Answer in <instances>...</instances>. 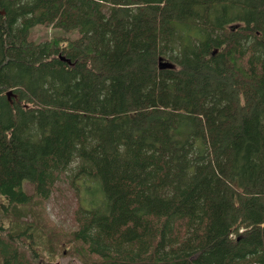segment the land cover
Returning a JSON list of instances; mask_svg holds the SVG:
<instances>
[{"label": "trees", "instance_id": "obj_1", "mask_svg": "<svg viewBox=\"0 0 264 264\" xmlns=\"http://www.w3.org/2000/svg\"><path fill=\"white\" fill-rule=\"evenodd\" d=\"M68 254L264 264V0H0V264Z\"/></svg>", "mask_w": 264, "mask_h": 264}, {"label": "rangeland", "instance_id": "obj_2", "mask_svg": "<svg viewBox=\"0 0 264 264\" xmlns=\"http://www.w3.org/2000/svg\"><path fill=\"white\" fill-rule=\"evenodd\" d=\"M55 35L62 36L66 39H74L80 35V29L76 27L67 30L60 26L37 24L30 30V39L35 42L44 41ZM75 166L76 163L74 162L70 170L68 169L62 173L61 180L57 183V189L52 193L47 202L45 216L53 225L48 224V228H45L48 232H50V229L67 230L75 227L74 213L80 202L81 192H84L80 182L81 178H76L75 183L71 182V175L74 172ZM26 189L31 190L29 182L26 183ZM59 258L57 261L59 264H67L72 261H75L77 264H82L79 259L72 257L70 254Z\"/></svg>", "mask_w": 264, "mask_h": 264}, {"label": "water", "instance_id": "obj_3", "mask_svg": "<svg viewBox=\"0 0 264 264\" xmlns=\"http://www.w3.org/2000/svg\"><path fill=\"white\" fill-rule=\"evenodd\" d=\"M163 64L166 65V66H170L171 65L170 63H166V62H164Z\"/></svg>", "mask_w": 264, "mask_h": 264}]
</instances>
